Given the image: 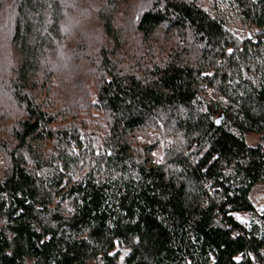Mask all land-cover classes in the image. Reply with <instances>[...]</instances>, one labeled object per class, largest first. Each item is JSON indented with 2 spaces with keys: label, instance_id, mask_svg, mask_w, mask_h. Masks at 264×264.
I'll use <instances>...</instances> for the list:
<instances>
[{
  "label": "trees",
  "instance_id": "1",
  "mask_svg": "<svg viewBox=\"0 0 264 264\" xmlns=\"http://www.w3.org/2000/svg\"><path fill=\"white\" fill-rule=\"evenodd\" d=\"M0 159V264H264V0H0Z\"/></svg>",
  "mask_w": 264,
  "mask_h": 264
},
{
  "label": "rangeland",
  "instance_id": "2",
  "mask_svg": "<svg viewBox=\"0 0 264 264\" xmlns=\"http://www.w3.org/2000/svg\"><path fill=\"white\" fill-rule=\"evenodd\" d=\"M164 133V129L163 130H161L160 131V134H162V133ZM166 132V131H165ZM146 136H142L141 137V141L143 142V143H147V142H149V141H151V139H146L145 138ZM160 137V136H159ZM145 139V140H144ZM260 140H261V137H259V136H253L252 138H251V140H250V143L252 144V145H256V144H258L259 142H260ZM164 150L163 149H159V150H157L156 152H155V159H156V161L158 162V163H161L163 160H164ZM1 160V159H0ZM256 191H255V194H254V200H255V202H256V204L258 205V207L259 208H261L262 209V200H263V195H262V186H260V185H257L256 186Z\"/></svg>",
  "mask_w": 264,
  "mask_h": 264
},
{
  "label": "built area",
  "instance_id": "3",
  "mask_svg": "<svg viewBox=\"0 0 264 264\" xmlns=\"http://www.w3.org/2000/svg\"><path fill=\"white\" fill-rule=\"evenodd\" d=\"M259 212L263 213V210L260 209ZM239 259L243 260V256L239 257ZM249 259L251 260V262L253 264H262L261 261L259 259H257L256 257H254V255L252 253L249 254Z\"/></svg>",
  "mask_w": 264,
  "mask_h": 264
}]
</instances>
